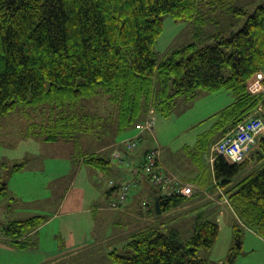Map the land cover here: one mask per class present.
I'll return each instance as SVG.
<instances>
[{
	"label": "trees",
	"instance_id": "obj_1",
	"mask_svg": "<svg viewBox=\"0 0 264 264\" xmlns=\"http://www.w3.org/2000/svg\"><path fill=\"white\" fill-rule=\"evenodd\" d=\"M235 2L0 0V117L18 105H47L53 112L50 121L41 124L52 129L47 138H69L110 128L101 113L89 106L83 110L84 99L105 96L117 107L118 131H123L144 122L151 111L170 116L179 96L194 99L201 89H229L235 100L213 115L208 131L213 140L193 156L199 162L215 142L258 108L264 120V93L254 95L247 88L252 76L264 70V4L248 15L240 30L219 35L212 44L191 42L162 60L155 44L164 14L178 20H202L204 5L246 14L233 7ZM105 150L88 153L84 160L107 168L111 161ZM213 172L218 187L243 175L229 196L240 223L234 224L233 244L225 261L199 255L200 249L214 246L220 232L219 224L210 219H200L187 242L157 225L146 226L131 237L128 254L113 250L111 259L116 264H234L242 254L245 228L264 238V137L241 163L216 155ZM6 189L4 185L0 195ZM183 200V195H159L163 213ZM44 223L42 216L14 219L5 230L14 243L25 247L28 235Z\"/></svg>",
	"mask_w": 264,
	"mask_h": 264
},
{
	"label": "rangeland",
	"instance_id": "obj_2",
	"mask_svg": "<svg viewBox=\"0 0 264 264\" xmlns=\"http://www.w3.org/2000/svg\"><path fill=\"white\" fill-rule=\"evenodd\" d=\"M262 4H264V0H236L233 7L245 10L246 14H233L221 9L213 10L209 5H204L202 7L204 15H201L202 18H200L202 20H178L168 13L164 14L162 16L163 30L155 44L158 59H164L171 51L191 42L212 44L216 42L219 35L230 36L240 30L248 15ZM224 74H229L228 68L224 69ZM229 95L232 96L227 89L223 88L214 92L201 89L194 99L179 96L170 116L150 113L149 118L153 117L154 120L151 130L140 129L139 131L132 127L118 133L116 138L122 140L142 133L144 138L139 140L140 148L147 144L146 139H148L151 141V146L162 148L163 157H167L170 161H175L179 156L189 157L188 155H190L193 157L203 146L213 140L211 139L213 136L211 137L208 133V129H211L210 126L214 121L212 117L214 112L228 104ZM103 97L105 96L99 95L91 101L84 99L82 101L83 110L86 111L89 106L93 110L103 113L106 116L102 114L105 118L104 124L107 126L108 121L109 129H114L117 107L111 104L106 97V99ZM99 106L102 109L99 110ZM41 113H44L43 117H40ZM51 114L53 112L49 106L34 103L18 105L9 114L0 117V191L4 185L7 187L5 193L0 195V228L9 218L14 220L15 218L26 219L32 216H42L47 221L55 213L63 210L58 220L50 219L52 223L47 229H52L57 227L69 205L79 210L84 209L86 201L91 207L93 200L103 201L106 199L103 191L109 188L107 174L102 182H99L102 188V193L100 192L99 195L94 188L88 193L81 176L79 177L80 167L83 165L84 150L92 151V148L99 144V140L87 136L84 142L83 137L79 135L69 138H47L53 133L52 129L47 125L43 127L44 125L41 124H47ZM109 137L107 136L106 139ZM110 150L111 148L105 151L109 153ZM203 154L205 157L209 153L206 151ZM87 166L86 162L85 167ZM202 170L203 172L207 171L210 175L212 165L204 163ZM58 175H65V178L68 179L58 180L56 179ZM49 176H55L51 180L53 182H49ZM145 182L148 184L146 180ZM148 187V190L155 193L154 186L149 183ZM89 195L92 196L90 202ZM65 196L66 199L69 198V201L63 208L62 202ZM153 206L155 207V200ZM225 206L217 207V213L212 219L220 226L218 238L213 247L199 250L201 258L222 262L229 254L233 244L234 224L237 221L240 223V221L232 206L229 204ZM96 213L101 215V221L98 216V220L95 222L99 223V227L94 226L95 233L100 237L112 236L113 230H117L119 227L111 224L107 217L108 215L111 217L110 214L115 212L102 211L101 213L98 210ZM187 215L191 216V214H181L177 216V220L181 217L186 219L189 217ZM58 216L57 214L56 217ZM83 217L84 214L76 216L75 223L86 225L88 222ZM102 223L105 226L100 227ZM51 232V230H47L44 238L48 246L54 242H52ZM186 232L187 227L184 225L181 227L183 242H187L188 236L192 235H187ZM244 233L242 254L234 264H264V240L257 234L249 232L247 228ZM55 241L59 242L58 239ZM111 242L113 241L111 240ZM115 242L116 245L112 247L111 251L117 249L119 254L126 255L131 250L127 248L129 251H126L121 239L117 238ZM108 244L97 247L96 254H104ZM0 253H2V249ZM102 258H97L96 263L102 260L103 264L107 263L108 260ZM109 261L113 263L110 259ZM94 262L95 260L87 258L84 264H95Z\"/></svg>",
	"mask_w": 264,
	"mask_h": 264
},
{
	"label": "crops",
	"instance_id": "obj_3",
	"mask_svg": "<svg viewBox=\"0 0 264 264\" xmlns=\"http://www.w3.org/2000/svg\"><path fill=\"white\" fill-rule=\"evenodd\" d=\"M227 90L232 94L231 97L230 95L228 97L229 101L227 105H229L235 100V95L231 90ZM226 106L219 109L217 112H214V115L220 112ZM100 109H102L101 106H99V110ZM42 114L44 115V113H41L40 117H43ZM141 123L142 122L135 126V130L139 129L140 131ZM212 125L213 122L210 128ZM120 132V130L118 131L116 120L114 129L106 130L104 132L105 135L102 133V130L99 133L94 134H88L85 132L79 134L80 137H83L84 142L87 139V136L99 140V144L95 145V147L92 148V151L88 152L87 150H84V155H87L91 152H102L105 149L111 148L110 152L108 153L111 163L107 168H97L88 163V166L85 167L86 161L84 160L83 156V165H81V171L79 173V177L81 176L88 193H90V190L94 188V190H96L95 192H98V195L100 192L102 193V188L99 182H102V179H104L105 175L107 174L109 176V188L103 191L105 193L106 199L103 201L93 200L94 202L91 207L86 201L84 209L79 210L77 208H72L69 205L68 208L65 209L62 219L57 227L47 229L54 218L55 220L60 218L63 210L55 213L52 217L53 219L50 218L52 219L51 221L48 219L44 224L28 235L27 239L25 240L28 246L25 247H21L20 245L14 243L13 240H11V238L6 234L5 228L9 221H11L9 218L6 220L7 222L1 225L0 228V250L2 249V253H0V264H84L87 258L95 260V264H103V260L96 263V259L101 257H103L102 259L108 260L105 264H116L111 259L110 252L112 247L116 245L115 241L117 238L124 242L123 244L127 252L129 251L127 250V245L133 234L139 229L150 225H157L163 231L168 233H176L179 238L182 239L181 227L186 225V233L187 235H191L200 219L212 220L217 213V207H226V204L231 206L229 196L231 194L232 188L239 181V179L243 177V175L240 178L235 179L226 187H218L213 172L212 153L210 150L207 152L209 154H207L205 157L202 155L203 157L200 158L199 162L190 155H188L189 157L179 156L175 161H170L167 157H163V150L158 146L161 149V162L164 169L179 177L182 181L195 185V193L193 196H184V200L180 202L178 206L167 212L158 214L156 210V200H159V195L161 193L156 187H154L156 189L154 190L155 193L153 191L151 192V190H148V184L150 183L152 185V183L144 174L142 168L147 151L154 147L151 146V141L146 139L147 144L144 147L140 148V144V146L138 145L135 150L126 151V161H116L112 158L114 150L118 149L124 152L125 149L123 141L130 139H117L116 137ZM107 136L110 137L106 139ZM137 136L141 139L144 138L142 133L138 135L135 134L133 137ZM262 137H264V134L259 135L256 138V144L254 148H259V141ZM204 163L212 165V171L210 175L207 171L203 172L202 166ZM82 171L83 173H81ZM53 177L55 176H49V182H53L51 181ZM56 179L59 180L68 178H65V175H58ZM133 180L135 181L136 185L129 194L126 204L118 209L111 207L110 202L113 199H117L119 196L120 185L124 182ZM145 180L148 182V184L145 182ZM111 181H113V184ZM91 197L92 196L89 195V202ZM154 200L155 207L153 206ZM68 201L69 198L66 199L65 196L62 202L63 208L66 207ZM98 210L101 211V213L102 211L115 212L114 214H110L111 217L109 215L107 217V220L111 224L119 227V229L113 230L112 236L104 235L100 237V235L95 233L94 226L97 228L99 227V223L95 222L98 220V216H100L99 221H101V215L96 213ZM57 214L59 215L58 217H56ZM81 214H84L83 218H85L88 222L86 225H78L75 223V217ZM94 214L96 215L94 216ZM181 214H191V216L187 215L189 217L186 219L181 217L179 220H177V216ZM93 216L94 218H92ZM103 226H105L103 223L100 224V227ZM247 229L249 232L257 234L261 239L264 240V238L260 236L255 230L249 227H247ZM45 230L46 232L47 230L52 231L51 237L53 239L52 242H54L51 246H48L44 241V238L46 237ZM95 235H97V237H95ZM55 239H58L59 242L56 243ZM111 240L113 242L110 243ZM107 243L109 244L106 252L102 255H97L95 249ZM109 259L113 263H110Z\"/></svg>",
	"mask_w": 264,
	"mask_h": 264
},
{
	"label": "built area",
	"instance_id": "obj_4",
	"mask_svg": "<svg viewBox=\"0 0 264 264\" xmlns=\"http://www.w3.org/2000/svg\"><path fill=\"white\" fill-rule=\"evenodd\" d=\"M248 90L254 94L264 93V70L257 71L247 84ZM261 108H258V111ZM255 111L224 137L211 146L212 161L215 156L223 155L231 163H241L249 158L251 151L256 144V138L264 134V120ZM152 112V111H151ZM153 117L147 118L140 124L141 129L153 128ZM140 137H133L123 141L125 151L115 149L112 158L119 162L127 160L126 151H133L138 147ZM144 174L148 177L154 187H156L163 197L173 195L193 196L195 185L182 181L179 177L166 171L161 162V149L151 148L147 151L142 165ZM113 184V181H111ZM135 181H127L120 185L119 196L110 202L113 208H121L128 200L129 194L135 187Z\"/></svg>",
	"mask_w": 264,
	"mask_h": 264
},
{
	"label": "water",
	"instance_id": "obj_5",
	"mask_svg": "<svg viewBox=\"0 0 264 264\" xmlns=\"http://www.w3.org/2000/svg\"><path fill=\"white\" fill-rule=\"evenodd\" d=\"M156 210H157V213L158 214H161L162 213L161 206H160V202H159L158 199L156 200Z\"/></svg>",
	"mask_w": 264,
	"mask_h": 264
}]
</instances>
